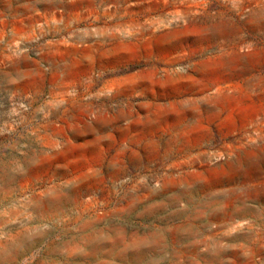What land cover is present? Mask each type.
Here are the masks:
<instances>
[{
  "label": "rangeland",
  "instance_id": "374dc122",
  "mask_svg": "<svg viewBox=\"0 0 264 264\" xmlns=\"http://www.w3.org/2000/svg\"><path fill=\"white\" fill-rule=\"evenodd\" d=\"M0 264H264V0H0Z\"/></svg>",
  "mask_w": 264,
  "mask_h": 264
}]
</instances>
